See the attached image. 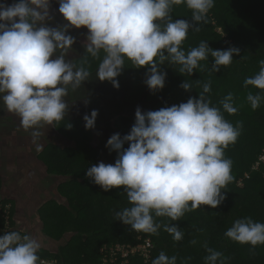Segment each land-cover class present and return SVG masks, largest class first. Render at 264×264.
<instances>
[{
  "label": "clouds",
  "instance_id": "obj_1",
  "mask_svg": "<svg viewBox=\"0 0 264 264\" xmlns=\"http://www.w3.org/2000/svg\"><path fill=\"white\" fill-rule=\"evenodd\" d=\"M181 4L191 10L192 22L173 20L172 7ZM214 5L215 0H59L58 11L67 23L50 27L46 24L52 19L50 0L0 4V101L20 118V127L32 130L39 152L43 146L38 140L44 135L40 129L64 120L69 88L75 91L91 76L85 66L88 56L99 60L96 77L117 88L115 78L126 60L135 67L150 66L145 83L153 91L164 86L166 74L158 65L165 61L179 65L178 71L189 76L203 70L200 62L209 56L214 58L213 71L230 65L238 48L214 50L205 41L187 52L181 47L189 29L199 31V23L206 21ZM71 26L88 30L79 66L65 59L75 41L66 34ZM259 65L254 76L245 78L244 86L264 92V59ZM180 87L188 90L192 85L184 81ZM210 91L208 81L202 84L199 98L143 113L137 108L130 131L123 137L114 133L107 140L106 147L117 153L115 163L93 164L85 175L104 191L123 186L130 206L115 213L117 220L137 232L158 234L161 224L154 217L175 221L202 205L215 208L225 199L221 190L235 178L232 160L224 152L236 142L242 122L233 125L224 118V112L238 111L231 92L220 101L221 107H215L205 97ZM261 92L246 96L253 110L264 101ZM97 115L92 110L83 116L86 129L95 126ZM163 228L174 241L183 239V231L174 224ZM22 231L0 235V264H47L38 255L41 243ZM224 235L254 249L264 245V222L238 218ZM204 247L205 264H227L222 252L206 243ZM151 264H177V257L161 251Z\"/></svg>",
  "mask_w": 264,
  "mask_h": 264
},
{
  "label": "trees",
  "instance_id": "obj_2",
  "mask_svg": "<svg viewBox=\"0 0 264 264\" xmlns=\"http://www.w3.org/2000/svg\"><path fill=\"white\" fill-rule=\"evenodd\" d=\"M191 15V10L184 4L172 7L173 20H185L186 17L187 21L192 22ZM198 27L199 31L189 29L181 46L185 52L197 47L201 41H205L214 50L238 48L239 53L233 54V62L230 65L220 66L218 71H213L214 58L209 56L208 60L200 62L204 69H196L189 76L178 71L179 65L174 66L165 61L158 65V70L166 74L164 86L153 91L145 83L150 66L135 67L126 60L115 79L122 85L120 89L125 91V99L137 98L140 102L151 103V111H155V107L159 110L179 105L190 97L199 98L202 84L208 81H211V91L208 94L211 96L209 100L212 106L221 107L220 101L224 96L229 92L233 94L238 111L234 115L227 112L223 115L233 125L237 121L242 122V128L236 142L230 144L224 152L225 157L232 160V175L235 178L226 189L221 190L225 199L215 208L205 205L199 210L185 213L175 221L168 217H154L155 221L161 224L158 234L137 232L131 229L130 225L121 227L123 224L116 222V208L111 210V205L113 202L120 205L124 202L121 194L124 193L123 188L104 191L93 183L91 178L86 177L87 170H84L83 166L88 168L99 162L114 164L117 153L106 147V142L114 133H119L121 137L126 135L135 122V114L123 116L118 108L113 106L109 109L107 105L100 103L104 97L102 93L106 92V95L113 85L108 80L94 79L99 60L88 56L89 63L85 65L91 72L88 81H95V90L93 91L91 86L85 87V106L69 105L64 120L52 126V130L61 133L68 141L64 145H61L60 141H51L48 127L40 129L44 135L38 142L43 139L45 143L37 156L42 159L47 172L64 177L63 182L60 180L55 187L62 196L61 200H57L58 197L54 200L52 197L49 203L47 201L41 207L38 214L37 221L41 223V229L50 240L46 243L51 244L39 250L40 259L56 260L54 264H94L100 261L99 250L102 245H137L142 243L141 238H150L153 247L148 253L149 264L161 251L169 257L175 255L177 264L189 257L191 259L187 260V264H205L204 258L208 255L205 243L208 247L222 252L223 256L228 258L227 264H264V245H257L253 249L249 244H240L224 235L238 218L251 217L254 221L264 222V101L260 107L253 110L246 96L249 92L256 94L261 90L251 85L244 86L245 78L254 76L260 69L259 61L264 59V0H215L214 7L207 13L206 21L200 22ZM84 33H67L75 38L73 44L80 49V55L85 54L83 45L87 43V34ZM81 59L79 57V60H74L75 64L79 66ZM184 81L191 83L192 88L185 90L180 87ZM195 91L196 95H193ZM261 95H264V92H261ZM109 97L111 104L118 100L112 94ZM154 99L156 101H153ZM92 110H96L98 114L101 111L102 115H97L93 128L86 129L83 116L90 115ZM105 114H108V118L104 122ZM1 118L0 132L3 127L5 129L17 121L20 123V118L12 113ZM111 118H115L113 123H110ZM98 128L105 132L106 137L99 138L93 145ZM31 131H25L18 126L12 127L8 134L4 132V135L13 137L16 142H21L25 136L32 141ZM29 143L35 146L33 141ZM127 147L128 142H125L123 148ZM53 157L54 159H51ZM76 167L81 170H76ZM72 169L74 170L71 171ZM0 200L1 204L11 203L10 222L13 223L12 216L16 212L14 200L6 197ZM165 224H174L184 231L183 237L187 236L188 240L182 241V249L186 255L176 254L175 248L170 246L173 242L172 235L164 230ZM193 240L196 243H191ZM165 241L170 242L169 247H164ZM202 241L204 243H201Z\"/></svg>",
  "mask_w": 264,
  "mask_h": 264
},
{
  "label": "rangeland",
  "instance_id": "obj_3",
  "mask_svg": "<svg viewBox=\"0 0 264 264\" xmlns=\"http://www.w3.org/2000/svg\"><path fill=\"white\" fill-rule=\"evenodd\" d=\"M185 20H187V18L185 17ZM79 29V28H78ZM86 29V31H87V28H85L84 26H81L80 27V30L79 31H84ZM219 30V29H218ZM82 33V32H81ZM87 34V33H86ZM73 47V49L75 50H70L69 51V53L66 55V60H69V61H71V62H73V63H76L75 61L76 60H79V57L80 58H82V56L83 55H80V49L78 48V47H74V46H72ZM75 60V61H74ZM77 65V64H76ZM78 66V65H77ZM94 77V79H98L96 76H93ZM94 84H95V81L94 80H91V81H84L83 82V84L79 87V88H77L75 91H74V94H73V90L71 91V94H70V98H64L65 99V101H67V104L68 105H71L72 107L75 105V106H77V105H80L81 107H83V106H85V104H86V94H85V87H87V86H91L92 87V89H93V91L95 90L94 88ZM122 85L119 83V87L117 88V87H110V89H109V91H107V94L105 95V93L106 92H103L102 93V95L104 96L103 97V99L101 100V102L100 103H102L103 104V106H108L109 107V109H112L113 108V106L114 107H116V108H118V110H119V112L124 116H127V115H129V114H135V111H136V109L137 108H139L140 110H141V112L143 113V112H146V111H150V105H151V103H146L145 101H139L137 98L135 99V100H129L128 98H126L125 99V91H122V89H120V87H121ZM196 92L197 91H195L194 92V94L193 95H196ZM98 93V92H97ZM75 94H77V96H75ZM110 94H112L113 96H114V98L115 97H117L118 98V100L116 101V102H114V104L112 103L111 104V102H112V100L110 99ZM83 95H85V96H83ZM121 97L122 98H124V99H121ZM205 97L207 98V99H210V94H208V93H206L205 94ZM112 98V97H111ZM110 99V100H109ZM153 101H156V99H154ZM110 104V105H109ZM155 105V104H154ZM103 106L101 107L102 109H104L103 108ZM157 109V107H155V110ZM158 110V109H157ZM68 112V111H67ZM81 112H83V111H81ZM80 112V114H82ZM100 112V114L102 115V112L101 111H99ZM7 114H10L7 110H6V108L3 106V102L2 101H0V120L2 119L1 117L2 116H5V115H7ZM100 114H98V115H100ZM84 114H82V116H83ZM108 114H105L104 115V117H103V121L105 122L106 120H107V118H108V116H107ZM116 118V117H115ZM114 118V119H115ZM114 119H109L110 120V123L114 120ZM113 123V122H112ZM18 126H20V123L17 121L16 123H14L13 125H9V126H7V127H5V129H4V127H3V131H1L0 132V150L2 149V147L1 146H3L4 148H7L8 147V145L10 146V141H8V137H6V135H4V132H6L5 134H8L9 133V131L12 129V127H18ZM102 126H103V124H101L100 125V127L102 128ZM47 127H48V130L50 131V130H52V126L51 125H49V126H46V129H47ZM47 130V131H48ZM97 131V130H96ZM3 132V133H2ZM100 132V133H99ZM51 134H54L53 132H51ZM105 134V132L104 131H100L99 130V128H98V134L97 135H94V141H93V145L95 144L94 142L97 140L98 141V139L99 138H104V137H106V135H104ZM31 136V135H30ZM11 141H12V143L14 144L15 143V140L14 139H11ZM22 142H32V141H30L27 137H25L20 143H22ZM38 143H40L41 145H43L44 143H45V141L43 140V139H41ZM33 144H31V143H29L28 144V147H33L32 146ZM19 145H18V143L16 142V145H15V149H16V151H17V154L19 155V153H20V147H18ZM18 147V148H17ZM22 147V146H21ZM22 149H23V152H24V154H25V151L26 150H24V147H22ZM35 149H36V147H35ZM31 152V150L28 152V154H25L26 155V157H25V159L23 160L22 159V161H18V162H16V164L17 163H19V162H22V164H24L25 163V160H28L24 165H25V167H26V169H27V171H28V173L32 176V177H34V178H32L31 179V181L34 183V182H40V185H41V177H42V175L43 174H45V177H47V179H46V181L47 182H49V183H52L53 181H58V180H61L62 182H63V180H62V176H60V175H57V174H50V171L49 172H47V170H46V166H45V171L43 170V168L40 170V172L39 173H37V168H36V166L37 165H39V164H41L39 161L37 162L36 161V159L37 160H40V161H42V159L40 158V156H37L36 155V153H37V151L35 150L34 152H31V154L29 155V153ZM21 154H23V153H20V155ZM55 156V155H54ZM32 157V160L30 159ZM55 157H57V156H55ZM59 158V157H58ZM51 159H54V157L53 158H51ZM44 164V163H43ZM25 168H22L21 170H24ZM76 170H81L79 167H76L75 168ZM83 169L84 170H87V168L85 167V166H83ZM8 170H10V168L8 169ZM74 169H72L71 171H73ZM7 186H11V183L9 182V181H6V183H5ZM240 184V183H239ZM123 188V186H121L120 187V189H122ZM123 190V189H122ZM122 194V198H123V200H124V202L123 203H121V205L118 203V202H113L112 203V205H111V210H113L114 208H116V212H118V211H121L123 208H125V207H129L130 205H129V202H128V200H127V196H126V193L124 192V193H121ZM52 197H54V196H52V195H46V197L44 198V197H42V198H40V197H37L36 198V200H35V210H34V208L32 207L33 205H31V206H29V205H25L24 207H26V209H25V212H26V216H27V218L32 222V226H30L28 223H26V224H22L21 223V229L23 230V233H27V234H29V235H31L32 237H34V238H36L40 243H41V248H43V246H49V245H51V244H48V243H46V241H49L50 242V240L48 239V237H47V235L46 234H44V232H43V230L41 229V223L39 222V221H37L38 220V218H37V213L39 214V211H40V209H41V207L42 206H44L45 205V203L48 201V203L51 201V198ZM54 200H56V198H53ZM13 204H14V209H16V210H18V207H17V203L15 202V201H13ZM201 207H205V205H202ZM201 207H199V208H201ZM199 208H197V209H195V210H199ZM34 211L36 212V213H34ZM194 211V210H193ZM19 212L21 213V208L19 209ZM116 212H114V217H115V220H116V222H120V224H123L121 227H123L124 225H125V227H127V224H124L123 222H121L120 220H117V217L115 216V213ZM192 211H189V212H186V213H191ZM205 212V211H204ZM29 213H31V215L30 216H28L29 215ZM229 215H231L232 217L234 216V214H232V213H229ZM234 219V218H233ZM183 233H184V231H183ZM172 240H173V238H172ZM188 240V238H187V236L184 238L183 237V239L182 240H180V241H174L173 240V242L172 243H170V242H167V241H165L164 242V247H169V243H170V246H173V248H175V253L176 254H179V255H186L185 253H184V249H182V241H187ZM201 243H204V241H202ZM53 246H57V245H53Z\"/></svg>",
  "mask_w": 264,
  "mask_h": 264
},
{
  "label": "crops",
  "instance_id": "obj_4",
  "mask_svg": "<svg viewBox=\"0 0 264 264\" xmlns=\"http://www.w3.org/2000/svg\"><path fill=\"white\" fill-rule=\"evenodd\" d=\"M53 132L55 134H52V136L50 137L51 141H56V142L60 141L61 145H64V143L68 141V139H66L65 136H63L61 133L57 132L56 130H53ZM25 137H23L22 140ZM8 138L10 141V146L8 145L7 148L3 147L0 150V196L4 198L6 197L12 199L17 203L18 210H16L14 216L18 221L17 224L19 226H21V223L22 224L28 223L30 226H32V222L26 216V212H25L26 207L24 206L26 204L29 206L33 205L32 207L35 210L36 198L37 197L45 198L46 195L49 194L55 196V198L58 197L57 200H61L62 196H60V194L57 192L55 188L56 185L60 182V180L49 183L46 181L47 177H45V174H43L41 177V185L40 182L33 183L31 179L34 177H32L28 173L24 165L28 160H25L24 164H22V162L16 164V162L22 161L23 158L25 159L26 157L25 154H28L30 150L31 152H34L36 150L35 146L32 145L33 147L31 146L28 147L29 142H22V143L17 142L19 145L18 147H20V153H23L21 155L19 153L18 155L15 149L16 140L10 136H8ZM11 139L15 140L14 144L12 143ZM21 146L24 147V150H26L25 154ZM31 152L29 153V155L31 154ZM39 152H37L36 155H38ZM30 159L32 160V157ZM36 161L37 162L39 161L41 163L36 166L37 173H39L42 168L45 171V166L42 163V161L37 159ZM9 168L10 170H8ZM22 168L25 169L21 170ZM62 179H64V177H62ZM6 181H9L11 183V186H7L5 184ZM20 208H21V213L19 212ZM34 213L36 212L34 211ZM30 215L31 213H29L28 216ZM37 218H38V213H37Z\"/></svg>",
  "mask_w": 264,
  "mask_h": 264
},
{
  "label": "built area",
  "instance_id": "obj_5",
  "mask_svg": "<svg viewBox=\"0 0 264 264\" xmlns=\"http://www.w3.org/2000/svg\"><path fill=\"white\" fill-rule=\"evenodd\" d=\"M10 207L11 203H0V235H3L6 232L12 230H22L21 226L17 224L18 221L15 220L14 216H12L13 223L10 222ZM141 239L142 243H139L137 245H130L124 243H115L110 245L109 247H107V245H102L99 250V254L101 255L100 261L99 263L94 264H149L148 253L150 248L153 247V243L150 238ZM41 260L47 262V264H54L56 262V260Z\"/></svg>",
  "mask_w": 264,
  "mask_h": 264
},
{
  "label": "flooded vegetation",
  "instance_id": "obj_6",
  "mask_svg": "<svg viewBox=\"0 0 264 264\" xmlns=\"http://www.w3.org/2000/svg\"><path fill=\"white\" fill-rule=\"evenodd\" d=\"M12 3H14V0H0V4L11 5ZM58 9H59V0H50L49 14L52 17V19L50 21H46L47 26L55 27V26L63 25L64 23H67L64 20L63 15L61 13H59ZM84 27L86 28V26H84ZM69 30L73 31L75 33H77V32L87 33L88 32V30L86 31V29L84 31H79L80 28L78 29L74 26H71V28L69 27L67 29L66 34L68 32H70ZM72 46L76 47L75 44H73ZM71 91H72V89L69 88L68 95L65 97L66 99L70 98ZM73 94H74V91H73ZM75 96H77V94H75ZM66 103H67V101H66ZM48 132H49V136L51 137L52 136L51 132H53V130H50Z\"/></svg>",
  "mask_w": 264,
  "mask_h": 264
}]
</instances>
